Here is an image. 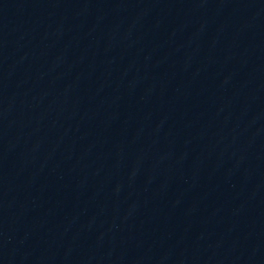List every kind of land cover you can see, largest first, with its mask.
<instances>
[{
  "label": "water",
  "instance_id": "water-1",
  "mask_svg": "<svg viewBox=\"0 0 264 264\" xmlns=\"http://www.w3.org/2000/svg\"><path fill=\"white\" fill-rule=\"evenodd\" d=\"M100 0H0V63Z\"/></svg>",
  "mask_w": 264,
  "mask_h": 264
}]
</instances>
